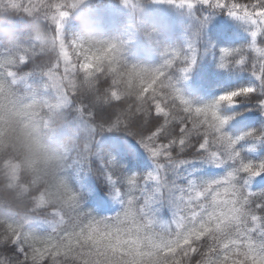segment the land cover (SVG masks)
<instances>
[{
    "label": "snow or ice",
    "instance_id": "obj_1",
    "mask_svg": "<svg viewBox=\"0 0 264 264\" xmlns=\"http://www.w3.org/2000/svg\"><path fill=\"white\" fill-rule=\"evenodd\" d=\"M167 3L189 9L197 3L224 9L228 15L245 22L250 30L248 51L221 49V67L229 63L248 66L264 83V41L261 40L264 0L245 3L167 0ZM24 11L27 14L28 9ZM59 15L66 16L67 12L61 10ZM114 47L107 44L95 49L90 59L112 58ZM188 47L187 55L173 51L172 58L166 59L160 68L129 69L137 75L151 73L142 93L149 103L143 119L147 121L151 117L155 131L148 129L150 134L144 135L133 130L128 117L116 111L112 113L115 119L101 118L111 121L110 129L120 127L139 137V143L156 159L158 171L127 177L129 190L123 194L119 185L125 178L109 171L108 179L124 206L114 216L106 217L81 210L78 193L61 181L59 199L64 206L44 207L29 217L32 220L40 213L47 214L52 224L50 232L36 235L27 230V225L22 226L15 217H9L8 238L10 244L17 246L19 256L14 259L0 256V261L4 264H264V191L255 192L250 186L253 178L264 176V160H244L236 148L245 137L264 140V132L249 130L243 136L233 137L224 130L232 117L220 111L222 105H234L238 97H246L256 88L241 87L224 92L212 102L194 105L168 75V69L174 67L177 59L183 60L184 66L178 70L184 74L195 64L196 48L191 44ZM84 63L87 65L88 61ZM260 104L264 106V100ZM174 127L179 131L174 132ZM186 150L192 151V158L217 166L231 162L232 166L223 176L211 180H189L184 185L170 183L164 175L171 170L167 166L186 163L187 158L180 155ZM147 181L155 182L151 192L144 187ZM160 196H167L175 208L174 218L167 225L160 224L149 207Z\"/></svg>",
    "mask_w": 264,
    "mask_h": 264
},
{
    "label": "clouds",
    "instance_id": "obj_2",
    "mask_svg": "<svg viewBox=\"0 0 264 264\" xmlns=\"http://www.w3.org/2000/svg\"><path fill=\"white\" fill-rule=\"evenodd\" d=\"M122 2L137 18L139 35L157 46L158 33L141 19L152 0ZM26 8L27 34L21 38L10 17L25 14ZM61 10L67 15L61 17ZM73 15L79 30L68 33L65 21ZM0 40L6 45L0 49L2 246L10 244L6 228L9 217L26 226L29 217L41 208L64 206L59 190L61 181L68 183L66 169L74 160L94 154V133L113 129L109 128L110 120L92 119L89 114L115 105L114 111L126 115L130 127L137 119H143L149 103L142 93L151 73L137 75L129 69L154 68L130 61L123 41L100 38L97 16L84 0H0ZM107 44L115 45L112 58L90 59L93 50ZM41 55L49 58L38 70L44 77L42 88L50 94L29 91L25 79L28 73L19 71L22 64ZM69 110L76 113L75 123L83 139L68 136L57 140L59 130L69 124Z\"/></svg>",
    "mask_w": 264,
    "mask_h": 264
},
{
    "label": "trees",
    "instance_id": "obj_3",
    "mask_svg": "<svg viewBox=\"0 0 264 264\" xmlns=\"http://www.w3.org/2000/svg\"><path fill=\"white\" fill-rule=\"evenodd\" d=\"M84 2L95 14V8L111 3L119 4L122 0H84ZM238 2L245 3L247 0H238ZM188 11L189 19L183 14L141 17L144 24L158 33L157 46H153L152 41L147 37L139 35L136 20L132 21L122 13H109L101 17L95 14L97 31L100 38L123 41L127 58L150 68H160L166 59L172 58L169 53L173 51L187 55L188 46L193 45L196 48V62L188 73L184 74L178 70L184 66L181 59L175 60L174 67L168 69V75L175 81L176 87L194 105L212 102L224 92L241 87L256 88L254 93L246 97H238L236 104L222 105L220 111L223 115L232 117L224 130L233 137L243 136L249 130L264 132V106L260 104V101L264 100V83L248 66L229 63L226 67H221V49L248 51L250 35L247 26H243V21L233 19L224 9H215L197 3ZM10 19L17 27L18 35L23 38L27 34L25 29L28 23L27 14L16 13ZM205 22L210 23L207 24L208 30H205L203 36L196 37V32ZM65 27L68 33L79 30L75 15L66 19ZM261 40L264 41V37H261ZM5 46L0 40V49ZM48 59L46 56H37L19 67L21 73H28L25 79L29 91L50 94L42 88L44 77L38 70L47 63ZM21 89L24 90L23 85ZM113 111L114 106L98 109L92 119L111 118ZM152 114L155 115L154 106ZM75 117L76 113L69 110L67 113L69 124L59 130L56 135L57 140L68 136L83 139V133L77 127ZM112 119H115V116ZM154 123L151 117L147 121L139 119L133 122L132 128L149 135L148 129L155 131ZM160 123H163V118L160 119ZM173 131L178 132L179 128L174 127ZM138 138L120 127L94 133L92 145L94 154L84 160H74L65 172L68 184L78 193L81 210L96 217H106L114 216L123 209L122 197L115 194L113 182L108 179L109 171L125 178L119 185L122 194L129 190L127 177L132 175L141 177L158 171L156 159L139 143ZM160 142L167 143V140ZM236 148L240 150L244 160H264V140L245 137L238 141ZM180 155L182 158H187V162L167 166L171 170L164 173L167 181L177 185H184L189 180L201 182L221 177L232 166L231 162L217 166L205 160L192 158L191 150H186ZM154 186L153 181H147L144 185L149 192L153 191ZM250 186L255 192L264 191V176L253 178ZM149 207L155 219L162 225L169 224L174 218L175 208L167 196H160ZM26 227L28 231L43 236L50 232L52 224L47 214L40 213L30 220ZM0 255L14 259L19 256V252L16 245L4 244L0 246Z\"/></svg>",
    "mask_w": 264,
    "mask_h": 264
},
{
    "label": "rangeland",
    "instance_id": "obj_4",
    "mask_svg": "<svg viewBox=\"0 0 264 264\" xmlns=\"http://www.w3.org/2000/svg\"><path fill=\"white\" fill-rule=\"evenodd\" d=\"M92 10V9H91ZM188 10H191L187 7H182L178 4H170V3H165V2H162V0H153L151 4H149L147 6V10L143 13V15H146V16H152V17H168L170 15H185V17L189 19L190 15H189V11ZM92 12V11H91ZM114 14V13H122L123 15L125 14V16H127L130 20L132 21H137V18L129 11L127 5H125L123 2L119 3V4H107L106 6L104 7H98V8H95V14L98 16V17H101V16H107L108 14ZM187 14L189 16H187ZM142 15V16H143ZM233 19L235 17H232ZM236 19V18H235ZM241 21V20H240ZM239 21V22H240ZM207 24H210L209 22H205L203 23V27H200V29L196 32V37L197 36H203L205 34V30H208L209 26ZM230 24V23H228ZM243 26H247L248 28V32L250 35V30H249V26L243 22ZM65 30L66 27H65Z\"/></svg>",
    "mask_w": 264,
    "mask_h": 264
}]
</instances>
